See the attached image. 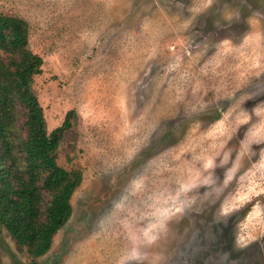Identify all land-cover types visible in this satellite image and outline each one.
I'll use <instances>...</instances> for the list:
<instances>
[{"label":"rangeland","instance_id":"obj_1","mask_svg":"<svg viewBox=\"0 0 264 264\" xmlns=\"http://www.w3.org/2000/svg\"><path fill=\"white\" fill-rule=\"evenodd\" d=\"M22 19L73 212L0 264H264V0H0ZM5 62L15 54L0 48ZM17 98L13 136H26ZM44 199L50 200L44 190Z\"/></svg>","mask_w":264,"mask_h":264},{"label":"trees","instance_id":"obj_2","mask_svg":"<svg viewBox=\"0 0 264 264\" xmlns=\"http://www.w3.org/2000/svg\"><path fill=\"white\" fill-rule=\"evenodd\" d=\"M22 19L0 12V48L15 54L7 63L0 55V234L5 227L19 246H27L33 258L45 254L54 235L73 212L71 198L82 181L80 170L57 163L63 124L48 131L43 107L32 89L33 76L41 72L28 47ZM26 108V136L15 131L16 99ZM50 195L48 202L43 191Z\"/></svg>","mask_w":264,"mask_h":264}]
</instances>
